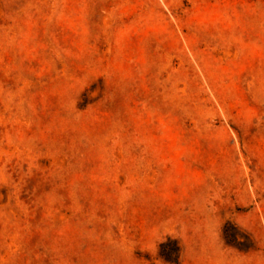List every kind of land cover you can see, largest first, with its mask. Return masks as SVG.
Instances as JSON below:
<instances>
[{
	"label": "rangeland",
	"instance_id": "rangeland-1",
	"mask_svg": "<svg viewBox=\"0 0 264 264\" xmlns=\"http://www.w3.org/2000/svg\"><path fill=\"white\" fill-rule=\"evenodd\" d=\"M0 264H264V0H0Z\"/></svg>",
	"mask_w": 264,
	"mask_h": 264
}]
</instances>
